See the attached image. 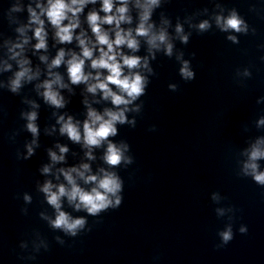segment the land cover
I'll list each match as a JSON object with an SVG mask.
<instances>
[{"label":"water","instance_id":"95a60500","mask_svg":"<svg viewBox=\"0 0 264 264\" xmlns=\"http://www.w3.org/2000/svg\"><path fill=\"white\" fill-rule=\"evenodd\" d=\"M100 2L86 6L76 34L84 30L94 39L86 16L93 9L99 11ZM134 2L129 3L132 23L121 25L125 29H135L138 23ZM37 3L46 6L47 0H0V264H264V187L241 173L251 146L264 140V124L260 123L264 120V0H161L152 21L157 29L167 27L172 36L177 23L185 33L193 32L187 45L174 40V52H184L196 77L185 82L175 58L156 53V60L150 61L156 75L150 77L146 95L140 98L143 110L136 117L135 128L118 125L119 134L113 138L126 140L134 157L133 164L116 169L124 181L123 202L99 217L88 216L91 231L75 238L51 230L39 217V213L52 216L53 210L44 202L38 185L45 180L63 183L62 175L55 179L61 167L89 163L93 173L108 167L102 160L106 145L94 148L96 159L87 160L86 149L62 135L57 120L70 115L82 126L87 114L85 100L100 112L111 104L99 92L95 96L88 93L84 84L71 85L64 65L53 71L69 83L71 91L61 90L66 106L58 109L44 102L43 89L36 85L49 77L47 64L39 57L47 56L50 63L61 47L80 50L75 40L57 43L55 29L43 16L47 50L35 49L36 25L29 24L28 7L39 12ZM231 9L247 23V35L221 32L216 27L214 16L226 15ZM162 19L170 20L171 26L163 25ZM204 19L212 24L209 32L197 34L189 27ZM19 28H25L23 35ZM229 35H236L239 44L226 39ZM25 37L27 44H23ZM139 39V52L122 51L147 56V46ZM16 44H23V51L15 48L21 55L13 59L10 49ZM22 58L40 75L13 94L9 81ZM6 64L11 65L8 71L4 70ZM89 65L86 62L85 71L94 73ZM170 83L177 84L178 90H169ZM33 111L38 114V137L26 127L24 114ZM153 125L156 130L150 131ZM34 139L36 144H32ZM58 144L68 148L65 162L54 165L52 175L44 176L40 169L51 163L48 150L59 155ZM27 145L35 154L24 160ZM257 163L264 171V159ZM213 192H219V202L212 201ZM25 193L32 196L31 204L24 203ZM229 206L236 209L232 220V213L220 216L215 211ZM22 208L28 209L27 215ZM64 210L73 216L86 215L74 212L67 201ZM229 223L234 238L217 248V233ZM241 225L247 226L246 234L238 231ZM56 237L65 243L61 245Z\"/></svg>","mask_w":264,"mask_h":264},{"label":"clouds","instance_id":"9594fccd","mask_svg":"<svg viewBox=\"0 0 264 264\" xmlns=\"http://www.w3.org/2000/svg\"><path fill=\"white\" fill-rule=\"evenodd\" d=\"M97 0H47L46 6L40 3L36 4L37 12L31 6L28 7L30 15V25H36L34 37L37 43L34 45L36 50H47L48 33L45 31V17L48 24L54 29V39L57 43L72 44L75 40L79 52L71 49L66 50L61 47L55 57L48 63L47 56H40L39 59L47 64V76L42 83L37 84V89H43L40 93L45 103L55 108L66 106L61 90L71 89V85H86V91L92 95L98 92L102 94V99L108 101L111 107H106L102 112L88 104L86 119L82 126L80 121H74L72 116L65 119L60 116L57 123L61 124L59 129L62 135L74 143L81 144L86 149L85 156L87 160H95L93 155L94 148H100L106 145L102 156L104 164L108 167H100L93 173L89 163H81L79 166L67 168H58L55 179L63 177V183H54L52 180H45L38 185V191L43 195L44 202L53 210L52 216H46L39 213V217L47 221L48 227L53 231H60L68 237H77L81 233L91 231L88 224V216L99 217L101 213L109 209H117L123 202L124 181L116 171L121 166L127 168L134 163V157L130 154V145L126 140L115 141L119 134L118 125H127L135 128L136 117L143 110V101L140 98L146 95L150 77L156 73L150 61L156 60V53L163 52L168 58H175L179 64L178 74L185 82L195 79L196 73L192 68L191 61L184 58V52H174V40L178 39L181 44L187 45L193 32H184L181 23L175 26V36L170 35L167 27L156 28L152 17L157 9L161 7V0H135L134 7L138 10V23L135 29H125L122 24H131L132 16L129 14L130 0H101L99 11L93 9L87 13L86 22L94 39L88 37L81 28L80 15L84 12L89 4L95 5ZM217 7H220L217 4ZM19 11V8H14ZM103 13V15H101ZM215 25L221 32H234L237 34H248V25L245 20L238 14L235 9H231L226 15L218 14L214 16ZM162 24L171 26V21L162 19ZM104 26H111L110 29ZM197 34L207 33L211 30L212 24L208 19L201 20L198 24L189 25ZM21 35L24 34L25 28L17 29ZM255 30H253L254 32ZM135 33V34H134ZM147 46V56L128 55L122 49L127 48L132 53L140 51L141 39ZM234 44H239L236 35L226 37ZM28 43L25 37L23 44ZM23 44H16L12 52V58L15 59L21 55ZM19 48L21 52L14 51ZM195 56V53L192 54ZM264 59V57H262ZM86 62H90V68L93 71H85ZM19 70L14 73V77L9 81V91L13 94H19L24 83H31L40 75L39 70L33 72L28 65V59H19L17 61ZM62 65L66 66L69 83H65L63 76L53 69ZM11 69V65H5V71ZM106 73V74H105ZM247 74V73H246ZM169 90L177 91L178 85L170 83ZM137 101H140L137 103ZM98 102V101H97ZM38 107V105H33ZM131 115V118L129 117ZM28 121L26 127L33 137H38L39 128L35 121L38 118L37 112L24 114ZM260 123L264 124V120ZM150 131H155L153 125ZM36 144V140L32 141ZM264 140H258L247 152L248 160L243 164L241 169L242 177L251 178L254 183L264 187V171L260 170L257 161L264 159ZM57 152L48 150V156L51 163L44 165L40 172L44 176L52 175V167L56 164L65 162V154L68 152L66 146L57 145ZM35 154L31 145H27V155L24 160L30 159ZM20 159V157H17ZM83 182V186L80 182ZM89 186V187H84ZM32 196L27 193L23 194L25 204L32 203ZM213 202H219L221 197L219 192L211 194ZM225 199V198H224ZM73 209L74 212H84L86 215L73 216L70 212L64 210V202ZM218 215L223 216L226 212L232 213L229 216L232 220L236 209L229 206L215 210ZM21 212L27 215L28 209L22 208ZM241 234H246L248 229L246 225H241L238 229ZM217 235L220 243L217 248L229 244L233 238V227L229 223ZM56 240L63 245L64 240L56 237ZM47 250V246H45ZM32 258V257H30Z\"/></svg>","mask_w":264,"mask_h":264}]
</instances>
